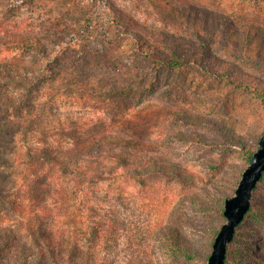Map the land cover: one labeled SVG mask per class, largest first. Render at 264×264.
<instances>
[{
    "label": "rangeland",
    "instance_id": "obj_1",
    "mask_svg": "<svg viewBox=\"0 0 264 264\" xmlns=\"http://www.w3.org/2000/svg\"><path fill=\"white\" fill-rule=\"evenodd\" d=\"M185 3L233 17L240 32L234 43L217 38L216 67L232 68L236 78L264 89V0H0V24L22 23L23 33L47 45V57L37 51L5 50L0 35V107L10 108L8 96L22 101L30 88V103L18 112L35 114L26 124L14 118L19 124L9 136L15 139L3 140L14 150H0L9 162L0 163V192L9 196L0 202V238L5 228L13 231L10 247L0 249V264H20L23 248L27 264H52V237L84 238L81 228L88 222L76 229L68 216L52 218L47 209L36 213L44 204L35 205L27 192L31 180L47 170L42 149L59 153L70 141L69 130L86 129L100 117H110V110L117 138L132 139L131 128L148 141L163 142L173 132L195 134L194 141L166 143L148 153L131 149L128 154L161 159L160 164L179 166L198 180L183 185L161 175L141 180L121 173L93 186L83 210L112 226L108 238L95 244L94 264L209 263L211 227L222 226L227 218L203 213L186 197L202 196L220 209L224 194H236L247 166L241 144L256 146L261 140L264 104L250 92L215 79L200 64L168 68L138 53L133 38L160 48L162 29L177 30L170 26L174 21L166 7ZM245 30L252 31L248 41ZM10 65L15 80L5 77ZM113 87L126 88V94ZM110 165L86 161L81 170ZM253 205L256 211L240 226L229 264H245L258 254L256 264H264V179ZM70 206L73 200L64 210ZM166 224L178 225L199 247L201 258L173 256L158 235Z\"/></svg>",
    "mask_w": 264,
    "mask_h": 264
},
{
    "label": "trees",
    "instance_id": "obj_2",
    "mask_svg": "<svg viewBox=\"0 0 264 264\" xmlns=\"http://www.w3.org/2000/svg\"><path fill=\"white\" fill-rule=\"evenodd\" d=\"M166 12L170 17L169 20L174 21L170 26H173V28L177 30L170 31L162 29V41L158 45L161 47L158 49L155 48L156 45L154 44L146 45V42H143L145 41L144 39H138V41L133 38L140 55L152 60L156 64L168 68H183L191 64H200L201 67L215 79L227 82L236 86L238 89L250 92L264 104V89L259 88L255 83L244 82L236 78L232 68L226 67L219 69L216 67L217 64L215 60H219V58L214 56L213 47L216 45L217 38H220L221 41V39L228 37V43H234L236 40H233V38L238 36L237 32H240V28L237 27V23L232 16L189 3H185V5L177 8L167 6ZM250 27L252 30L255 29L252 25ZM182 29L185 30V32L181 33L180 30L183 31ZM22 31V23L14 26L10 23H1L0 35H2V38L4 36L1 46L4 47L5 50L15 48L26 52L37 51L42 56L47 57V45L44 41L37 36L26 35ZM132 31L136 32L135 29H132ZM244 35L246 36L245 40L248 41L251 38L250 35H252V31L245 30ZM5 71L7 74V76H5L6 78L14 79V68L12 65ZM2 73L0 77H4V72ZM112 90L115 92L124 91L126 94L127 89L113 87ZM31 94V89L28 88L22 101L8 96L11 101L10 108L3 111L0 107V111L2 112H0V150L5 148H8V151L14 150L15 146L7 147L3 142L4 139H9L10 141H14L15 139L13 138L14 134L9 136L10 131L19 124L16 123V119L14 118L24 120L26 124L28 119H30L32 115H35L30 111L27 112V115L18 112L21 109V105H29V96ZM16 113H19V116H16ZM113 114L112 110H110L108 113L110 117H100L94 123L88 124L86 129L69 130L68 135L70 141L62 147L59 153L55 154L49 149L41 150L40 158L44 164H47V170L42 172V176L37 175L31 180L30 188L27 192L35 205L40 206L41 203L44 204L35 210L36 213L47 209V216L52 218L68 216L72 225L76 226V229L78 226H81L82 222H88L87 226L81 228L84 237L81 238V240H76L73 236L72 238L70 237L69 240H57L55 236L54 238L52 237L50 240L52 244L50 248L52 264H94L96 261V257L94 256L96 250L95 244L105 241L106 238H108L112 226L111 222L97 220L98 217L87 213L83 210V206L87 199L90 198L93 186L99 184L101 181L117 179L121 173H128L141 180L148 175H161L169 180L174 178L183 185L194 184L198 180L193 173L189 174L179 166L170 168L164 164H160V161H162L161 159L159 161L154 160V158L147 156V154L143 157L134 155V157L131 158V155L128 154L131 149H136L135 152L146 151L148 153L152 148L156 149L162 147L163 144L166 143L194 141L195 134L193 135L188 132H173L168 134L163 142L160 140L148 141L143 138L138 129L131 128L134 134L132 139L117 138L113 136L115 125V122L112 121ZM210 120L212 121L214 119L210 118ZM207 123L214 125V122ZM260 141L261 140L257 142L256 146H250L245 143L241 144L247 165L246 168L250 165L254 153L258 150ZM86 161L92 163V165L99 161H110L111 165L102 170L94 166V169L90 172H86L81 170ZM0 163L6 165L9 162L5 156L0 154ZM246 168L242 170V175ZM1 175L0 173V177H3ZM263 179L264 176L261 181ZM8 197L9 196L6 195L4 191L0 192V202L7 201ZM228 197L229 195H223L220 209H217L213 201L208 199L203 200L202 196L190 195L186 198L203 213L210 214L217 212L225 219V203ZM71 200H73V206L64 210L65 205ZM253 201L254 196L252 199V207L247 215L256 211ZM59 212H61V214ZM245 219L243 222H245ZM243 222L237 228L234 240L229 245L226 264H229L230 259H232V244L237 240L240 226ZM222 226L218 228L211 227L213 246ZM86 227L88 229H86ZM12 232L11 229H4V235L0 238V249H7L10 247L13 241ZM158 235L162 244L173 256H183L187 259L201 258L199 247L187 238L178 225H162L158 230ZM21 255L23 258L20 260V264H27L28 257L24 248L21 250ZM258 255L256 258H260ZM234 259L241 261L238 256ZM255 259L253 258L246 261L245 264H256Z\"/></svg>",
    "mask_w": 264,
    "mask_h": 264
},
{
    "label": "water",
    "instance_id": "obj_3",
    "mask_svg": "<svg viewBox=\"0 0 264 264\" xmlns=\"http://www.w3.org/2000/svg\"><path fill=\"white\" fill-rule=\"evenodd\" d=\"M264 176V134L260 147L254 153L250 165L244 171L236 194L229 196L225 203V217L213 246L208 264H226L229 245L233 242L237 228L252 207V199L259 182Z\"/></svg>",
    "mask_w": 264,
    "mask_h": 264
}]
</instances>
